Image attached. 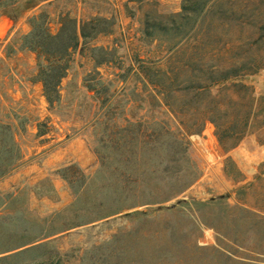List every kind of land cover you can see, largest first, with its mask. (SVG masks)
<instances>
[{
  "label": "rangeland",
  "instance_id": "obj_1",
  "mask_svg": "<svg viewBox=\"0 0 264 264\" xmlns=\"http://www.w3.org/2000/svg\"><path fill=\"white\" fill-rule=\"evenodd\" d=\"M51 1L44 9L52 17L66 10L78 19L105 17L112 33L87 46L102 51L76 50L60 99L49 107L32 82L35 55L19 49L28 17L39 9L16 21L0 10V120L22 124L14 135L20 163L0 180V264H264V0ZM158 20L168 21V37L199 43L163 62L188 64L180 81L216 83L203 101L217 102V121L249 115L233 149L220 146L207 122L186 137L181 153L172 115L149 107L132 67L136 59L165 56L145 35ZM113 118L120 126L125 119L166 121L175 133L161 137L153 151L137 146L138 155L197 179L175 198L138 208L143 214L87 223L123 204L109 173L123 148L110 140L129 133H106ZM37 123L46 124V134L37 136ZM239 129L233 124L224 133ZM96 152L109 157L103 167ZM172 182L158 183L164 196Z\"/></svg>",
  "mask_w": 264,
  "mask_h": 264
},
{
  "label": "trees",
  "instance_id": "obj_2",
  "mask_svg": "<svg viewBox=\"0 0 264 264\" xmlns=\"http://www.w3.org/2000/svg\"><path fill=\"white\" fill-rule=\"evenodd\" d=\"M51 0H0V10L7 14L12 21L33 9H39L38 13L27 19L29 31L19 38V49L31 52L35 55L36 71L32 82L41 86L42 95L49 107L56 104L59 99V86L66 75L70 61L76 50L87 48L88 44L99 36L112 33L113 23L109 19L100 16H92L87 19H78L70 10L60 11L53 17L44 9L50 6ZM151 40L157 42V47H163L165 56L156 59H136L132 70L135 77L143 86V92H147V98L151 100L149 107L164 109L169 112L177 123V133H182L179 140H175L181 153L188 146L186 137L201 133L204 125L209 122L216 129V138L220 146L228 151L238 145L246 134L249 115L240 121H227L219 123L215 118L217 102L214 98L208 105L204 104V95H211L216 83L202 84L190 79H179V75L186 72L187 63L178 60L171 67L163 62L165 57L171 61L174 55L184 52L186 49L196 50L199 43L190 41L186 35L173 34L168 37V21H157L150 26ZM182 28V25L179 29ZM89 51L103 50L102 47H89ZM107 60L103 61L106 62ZM102 64V63H101ZM222 79L219 83H225ZM86 86L93 90L95 85L87 81ZM233 124L239 125V131L233 135H226L224 130L233 128ZM22 126L18 124L17 127ZM37 136L47 132L45 123H37ZM12 124L0 120V180L16 169L21 160V153L14 135L17 129ZM106 133H129L127 135L114 134L111 137L112 144L122 147L123 150L115 153L116 165L109 173L115 177L122 194L123 204L103 214L90 217L87 223L101 220L114 214L125 215L143 214L138 208L153 203L164 202L182 194L197 179V174L187 172L180 167L168 169L159 168L161 162H153L151 159H142L136 151L137 146L149 151L155 149L161 137L168 135V123L160 121H130L124 120V125H118L113 118L106 124ZM145 133H153L150 136ZM185 138V139H184ZM103 167L109 158L96 152ZM176 162V161H172ZM168 178L173 182L169 184L167 194L162 193L158 183H166ZM71 184V180H68ZM76 194V193H74ZM163 194V197H161ZM76 226V225H75Z\"/></svg>",
  "mask_w": 264,
  "mask_h": 264
},
{
  "label": "water",
  "instance_id": "obj_3",
  "mask_svg": "<svg viewBox=\"0 0 264 264\" xmlns=\"http://www.w3.org/2000/svg\"><path fill=\"white\" fill-rule=\"evenodd\" d=\"M174 206V205H173Z\"/></svg>",
  "mask_w": 264,
  "mask_h": 264
}]
</instances>
